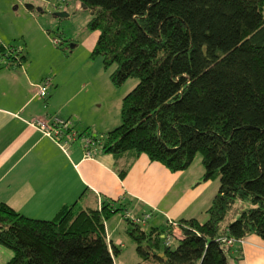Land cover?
Here are the masks:
<instances>
[{
	"label": "trees",
	"instance_id": "obj_1",
	"mask_svg": "<svg viewBox=\"0 0 264 264\" xmlns=\"http://www.w3.org/2000/svg\"><path fill=\"white\" fill-rule=\"evenodd\" d=\"M79 1L93 14L88 28L99 32L92 57L116 65L117 86L138 79L123 98L121 123L101 139L104 152L131 159L121 178L141 154L173 172L201 154L203 179L219 180L203 222L145 232L146 222L128 219L140 232L136 264H240L238 240H264V0ZM6 59L21 65L24 49L0 44V66ZM125 209L120 200L73 203L45 220L0 202V245L13 251L6 264H115L106 221ZM175 227L173 248L166 235L174 241Z\"/></svg>",
	"mask_w": 264,
	"mask_h": 264
},
{
	"label": "crops",
	"instance_id": "obj_2",
	"mask_svg": "<svg viewBox=\"0 0 264 264\" xmlns=\"http://www.w3.org/2000/svg\"><path fill=\"white\" fill-rule=\"evenodd\" d=\"M28 19L38 23L37 31L50 42L39 21L31 16ZM20 35L25 37L26 32ZM14 37L17 34L0 35V44L14 45ZM26 51L21 65L7 64L6 59L0 66V202L28 217L50 220L66 205L100 207L105 199L120 200L126 205L125 211L106 221L110 246L118 248L115 264L125 255L123 231L134 240L137 236L123 221H129L130 216L151 214L145 224H140L145 232L169 221L207 219L206 211L218 192L219 180L203 179L202 157H195L186 170L173 172L141 154L121 178L120 170L131 159L103 151L101 139L107 132L94 131L98 122L88 116L94 117L96 112H92V105H87L89 115L87 108L82 109V101L77 99L82 88L75 91L77 79L72 78L73 73L60 71L56 64L35 68ZM67 76L73 81L70 85ZM48 77L52 89L47 98H40L36 85ZM55 117L67 123L70 138L55 139L29 123L36 118L51 121ZM85 136L93 139L90 147ZM174 235L176 239L181 237L178 227ZM245 240L240 264H264V240L255 234ZM136 246L135 240L126 264L141 260L134 253Z\"/></svg>",
	"mask_w": 264,
	"mask_h": 264
},
{
	"label": "rangeland",
	"instance_id": "obj_3",
	"mask_svg": "<svg viewBox=\"0 0 264 264\" xmlns=\"http://www.w3.org/2000/svg\"><path fill=\"white\" fill-rule=\"evenodd\" d=\"M27 4L34 6V9L29 11ZM28 15L39 21L49 34L50 42L40 35L37 31L38 23L28 19ZM92 16L91 10L79 0H0V35L17 34L18 37H14L16 39L12 43L27 50L35 68L56 64L61 67L60 71L73 73L72 78L77 79L75 91L82 88L77 99L82 101V109H88L87 115L92 105V112L96 113L94 117L88 116V119L98 122L94 131L102 134L121 123L123 98L135 88L138 79L129 78L117 86L111 79L116 65L107 69L100 56L92 57V50L99 36L97 30L88 28ZM24 31L26 35L21 37L20 34ZM60 37L63 38L61 47L55 45V39ZM66 81L68 85L73 83L68 76ZM196 157L201 158V154ZM120 215L122 213L118 214L119 217ZM123 221L133 233L139 234L136 225L127 220ZM148 226L143 228L147 229ZM123 235L126 247L122 248V254L125 255L119 258V264H126L130 260L129 249L135 246V240L130 233L124 230ZM177 243L178 240L175 239L173 248ZM163 248L164 244L161 249ZM134 251L138 253L136 248ZM12 255V250L0 245V264H6ZM139 261H133L132 264Z\"/></svg>",
	"mask_w": 264,
	"mask_h": 264
},
{
	"label": "built area",
	"instance_id": "obj_4",
	"mask_svg": "<svg viewBox=\"0 0 264 264\" xmlns=\"http://www.w3.org/2000/svg\"><path fill=\"white\" fill-rule=\"evenodd\" d=\"M60 40L55 39V44H59ZM8 54L4 55L3 57H7ZM52 89V83L51 79L45 78L41 83H38L36 85V95L40 98H47L50 94V91ZM32 126L40 128L46 135L53 137L55 139H62L65 136L67 138H70V130L68 129L67 123H65L63 120H61L58 117H55L51 121H47L45 119H39L36 118L32 121L29 122ZM75 133H72V136H74ZM84 140L86 141V144L88 147H90V144L93 143V139L90 137H84ZM89 154V153H88ZM128 216V215H127ZM151 217L150 214H146L143 217H135V216H130V219L133 223H145L148 221V219ZM173 224L176 226V223L173 222ZM165 236V235H164ZM174 236L170 233H167L166 235V243L170 245L173 242ZM223 241L227 242V244L232 245L235 241L234 239H224ZM239 243L242 245L245 244L246 240L245 238L239 239Z\"/></svg>",
	"mask_w": 264,
	"mask_h": 264
},
{
	"label": "water",
	"instance_id": "obj_5",
	"mask_svg": "<svg viewBox=\"0 0 264 264\" xmlns=\"http://www.w3.org/2000/svg\"><path fill=\"white\" fill-rule=\"evenodd\" d=\"M27 9H30V10H33L34 9V6H31L30 4H27ZM41 11H42V9H41ZM161 255H163V254H161Z\"/></svg>",
	"mask_w": 264,
	"mask_h": 264
}]
</instances>
